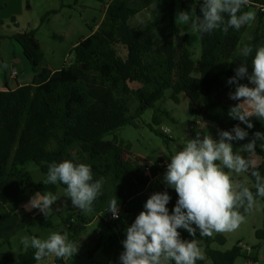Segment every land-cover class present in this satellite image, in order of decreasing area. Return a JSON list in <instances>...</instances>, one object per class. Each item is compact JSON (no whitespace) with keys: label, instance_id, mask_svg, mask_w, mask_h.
<instances>
[{"label":"trees","instance_id":"trees-1","mask_svg":"<svg viewBox=\"0 0 264 264\" xmlns=\"http://www.w3.org/2000/svg\"><path fill=\"white\" fill-rule=\"evenodd\" d=\"M187 3L199 14L202 0ZM185 4L186 0H112L97 29L93 28L91 35L74 47L73 62L56 71L45 64L35 31L13 36L22 47L34 77L31 84L0 91V181L8 177L19 181L22 192L34 190L57 195L59 188L66 186L44 185L43 181L49 165L64 160L90 165L94 180L103 177L105 181L102 195L94 201L90 214L74 207L66 196L52 205V215L72 214L71 222L61 234L67 232L71 241L80 244L73 258L54 256V264L93 263L100 252L113 263H121L119 257L124 249L120 236L136 218L133 201L145 194L151 181L167 166L159 162L142 168L139 159H126V155H131V145L120 141L116 132L127 126L138 128L137 121L150 109L154 111L153 125L159 126L162 118L175 122L168 112L155 108L167 90H172L171 98L176 103L181 94L189 98L195 117L188 124L192 135L201 132L202 126L213 124L217 129L211 135L218 140L220 131H231L236 125L242 127L239 120L228 115L230 107L239 102L229 98L235 85L228 84V80L241 63H247L251 71L255 48L264 45V14L257 10L264 7V0H250L242 9L254 8L256 21L252 27L250 24L239 30L229 29L227 34L219 29L203 34L197 61L189 50L190 35L184 34L175 22L179 7ZM245 45L253 47L247 58L239 52ZM129 79L135 87L129 85ZM240 83L248 81L245 78ZM165 131L160 135L166 138ZM256 132L264 133L261 123L253 124L245 142L251 141ZM258 141L252 154L236 146L233 151L254 157L264 175V151ZM30 164L39 167L45 176L43 180H33L27 170ZM254 184L255 181L252 186L246 184L253 193ZM163 191L171 196L167 205L171 212L178 196L174 189L161 188L160 192ZM114 196L120 208L116 220L108 212L109 200ZM35 220L46 228L54 227L50 216L38 215ZM96 221H99L97 229L89 232ZM179 231L183 239L193 238L187 231ZM256 235L264 245V233L258 231ZM196 239L205 251L203 264L209 261L235 264L239 258L257 260L244 252L240 244L227 252L213 249L215 243L226 244L221 234L201 237L197 233ZM4 243L0 235V249ZM34 251L30 248L22 253L18 264H38L40 261L33 258ZM5 264H13L12 252L6 254Z\"/></svg>","mask_w":264,"mask_h":264},{"label":"clouds","instance_id":"clouds-1","mask_svg":"<svg viewBox=\"0 0 264 264\" xmlns=\"http://www.w3.org/2000/svg\"><path fill=\"white\" fill-rule=\"evenodd\" d=\"M249 4L250 0H202L199 14L192 6L188 11H178L175 22L178 26H188L197 39L217 29L227 34L229 29L239 30L255 21L254 11H242ZM239 52L247 58L253 53V47L245 45ZM245 78L248 83H240ZM228 84L235 85L229 98L239 101L230 107L228 115L248 129L253 127L251 118L264 121V45L255 48L251 71L247 63L239 64ZM218 135L217 140L209 132L202 138L197 133L169 158L163 182L175 190L176 204L170 212L167 205L171 196L167 191L155 192L147 199L144 210L126 228L124 250L119 257L121 264H197L205 259L197 233L212 237L216 233L236 231L245 222V213L253 210L257 198H264V175L258 170L257 162L251 155L245 157L233 151L232 142L245 140L248 131L236 125ZM257 140H264V133L256 132L241 148L252 154ZM241 173H250L254 178L255 193L234 179L233 174ZM104 182L103 177L94 180L90 165L64 160L49 165L43 184L65 185V196L72 205L90 213L94 201L102 195ZM58 199L52 192H37L25 207L39 209L47 217ZM108 212L113 219L119 218L116 196L109 200ZM180 229L193 238L183 239ZM20 242L25 250H35L33 258L38 262L49 256L73 258L80 248V244L69 239L67 232H52L46 239L23 236Z\"/></svg>","mask_w":264,"mask_h":264},{"label":"rangeland","instance_id":"rangeland-1","mask_svg":"<svg viewBox=\"0 0 264 264\" xmlns=\"http://www.w3.org/2000/svg\"><path fill=\"white\" fill-rule=\"evenodd\" d=\"M108 1L105 0V2ZM189 1L186 0V4L180 6L178 11H188V8L191 9L192 6H188L187 3ZM100 6L101 4L97 0H7V6L3 13L7 12L9 17L7 23H10L11 32L24 33L35 31L36 39L40 43L44 53L45 64L48 68L60 70L73 62L74 47L91 35L92 29L101 23L103 11ZM10 13H12L11 16ZM47 14L49 16L45 18ZM12 16L16 20V25L10 22ZM254 22L251 23V27ZM179 27L184 34L190 35L189 50L192 53L193 60L197 61L201 56L200 38L197 39L193 36L188 26ZM3 33L8 34L10 32L5 31ZM19 48L21 47L17 44L16 49L18 50ZM22 60L18 67L20 71L19 78L21 81H25L27 78L30 80V77L34 74L26 58ZM129 85L132 87L136 86L132 79H129ZM164 96L162 100L155 104V108L162 112H168L175 119V122L162 118L159 126L153 125L154 111L150 109L137 121L140 124L138 128L127 126L116 132V137L120 141L131 145V155L128 154L125 158L131 160L139 159L142 168L153 166L159 162L167 166L170 162L169 158L176 151L181 150L187 140L195 138L197 134L192 135L188 131L189 122L195 121L189 98L185 94H181L179 96V103H176L171 98L172 90H167ZM251 122L252 124L261 123L264 126V121L255 117L251 118ZM242 128L246 131L250 130L243 123ZM164 130L170 131L166 138L160 135L164 133ZM198 133L201 134V138L202 135L207 134L205 133V129ZM232 143L233 146L239 148L247 144L245 140L233 141ZM262 144H264V140H259L258 146L264 151ZM251 158L257 162L254 157ZM27 170L35 182H40L45 178L39 167L35 164H30ZM165 172L166 169L156 179L151 181L143 196L134 199L133 212L135 216L144 210L147 196L160 192L161 188L172 189L167 187L163 182ZM233 176L238 182L244 181L249 186L253 185L254 178L250 173H241L238 176L233 174ZM11 180L14 181L16 179L6 177L0 181V235L5 242L0 249V264H5V256L8 252H12L13 264H18L19 256L26 251L20 242L23 236H35L46 239L52 232H63L73 217L70 212H65L61 216H55L50 213L48 216H50L54 227L46 228L40 225L35 220V217L43 215V213L39 209L33 208L27 210L25 207L37 192L34 190L22 192L20 183H17L20 186V191L18 196H13L12 192L14 190L11 189L9 184V182H12ZM4 184H8L7 189L4 188ZM57 196H65V189L59 188ZM5 200L6 204H4ZM16 204H18V207L15 210ZM245 217V222L236 231L216 233L226 238V244L220 246L215 243L212 245V248L227 252L240 244L244 252H247L246 250L249 249L251 252H247V254L250 253L256 257L257 260H253L252 264H264L263 241L256 235L258 231L264 233V201L258 200L251 213ZM97 224H99V221L90 226L89 232L96 230ZM125 236L126 233L122 234V239H125ZM202 250L206 258L205 251L203 248ZM106 260V257L101 252L95 258V261L103 264H107ZM247 262L246 259L239 258L235 264H247ZM51 263H54V256H51L48 261H40L38 264ZM197 264H203V260L197 261ZM208 264H211V262L209 261Z\"/></svg>","mask_w":264,"mask_h":264},{"label":"crops","instance_id":"crops-1","mask_svg":"<svg viewBox=\"0 0 264 264\" xmlns=\"http://www.w3.org/2000/svg\"><path fill=\"white\" fill-rule=\"evenodd\" d=\"M97 1H99L101 4L100 7L103 11V18H104L108 4L112 0H109L108 2H105V0H97ZM6 6H7V0H0V36H1V39H0V91H5L7 89L16 90L20 86L31 84L33 81V77H34V75H33L32 77H30L31 78L30 80H29V78H27V79H25V81L24 80L21 81V79L19 78L20 71H19L18 67H19L20 63L23 61L22 59H25L26 56H25L24 51H23L21 46H20L21 48H19L18 50L16 49L18 43L14 39H12L13 36L15 35V33L11 32L10 25H9L10 23H7V21L9 20L7 12L3 13ZM187 10H190V9H187ZM252 11H254V10L252 9ZM11 15H12V13H10V16ZM10 22L13 23L14 25L17 24L16 20L13 18V16L10 18ZM96 29H97V26L95 27V30ZM5 31H9L10 33H8V34L3 33ZM2 33H3V35H2ZM26 60H27V58H26ZM48 69L56 71V70L51 69V68H48ZM14 72L17 73L16 77H13ZM203 129H205V133L208 134V132H209L211 134V132L213 130H216L217 128L213 124H209V125L207 124V125L202 126V130ZM202 137H203V135H202ZM17 181L18 180H14L12 182H9L11 189L14 190V192H12L13 196H18L19 191H20V186L17 184L19 182H17ZM3 186H4V188L7 189L8 184H4ZM141 196H143V195H141ZM6 203L7 202L5 200L4 204H6ZM17 207H18V204H16L15 210L17 209ZM120 237L122 239V235ZM122 241H123V239H122ZM49 259L42 260V261H48ZM106 263L107 264H115L109 259L106 260ZM51 264H54V263H51ZM69 264H103V263L94 260L93 263L83 261L80 263H71L70 262ZM119 264H121V263H119Z\"/></svg>","mask_w":264,"mask_h":264},{"label":"built area","instance_id":"built-area-1","mask_svg":"<svg viewBox=\"0 0 264 264\" xmlns=\"http://www.w3.org/2000/svg\"><path fill=\"white\" fill-rule=\"evenodd\" d=\"M182 1H185V0H182ZM253 9H254V8H253ZM257 10H259L261 13L264 14V7L258 8ZM16 75H17V73L14 72V73H13V77H16ZM165 133H169V131L166 130ZM147 171H149V169H147ZM147 173H149V172H147ZM114 220H116V219H114ZM247 252H251V251L248 249ZM249 254H250V253H249ZM247 264H252V261H248Z\"/></svg>","mask_w":264,"mask_h":264}]
</instances>
